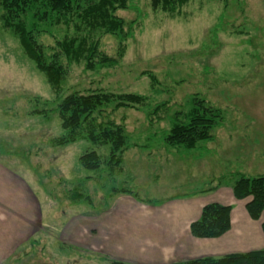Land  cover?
Returning <instances> with one entry per match:
<instances>
[{
  "label": "rangeland",
  "instance_id": "obj_1",
  "mask_svg": "<svg viewBox=\"0 0 264 264\" xmlns=\"http://www.w3.org/2000/svg\"><path fill=\"white\" fill-rule=\"evenodd\" d=\"M127 1V8L116 11L125 21L122 54L117 35L91 30L77 16L69 24H55L29 14L28 28L46 55L59 49L58 41L87 36L117 58L116 64L95 70L69 63L60 92L27 55L15 31L4 26L0 7V164L25 178L41 198L45 225L38 234L41 240L19 249L12 264H108L107 256L58 239L72 215L87 216L109 206L116 195L111 194L113 188L161 201L191 192L215 195L221 188L233 193L239 174L264 173V0H189L174 13L154 7L152 0ZM97 88L146 97L140 108H114L112 102L103 112L104 119L124 125L132 145L122 154L123 169L114 179L107 164L93 170L79 160L92 150L108 158L109 145L86 140L52 143L64 133L53 111L58 100L73 91ZM194 96L222 112L212 139L191 150L168 145L165 134L177 112L190 110ZM162 103L166 106L154 111ZM74 189L92 201L73 202ZM249 200H241L246 216L239 214L235 230H253L264 242V215L253 219L246 208ZM232 218L231 211V223Z\"/></svg>",
  "mask_w": 264,
  "mask_h": 264
},
{
  "label": "trees",
  "instance_id": "obj_2",
  "mask_svg": "<svg viewBox=\"0 0 264 264\" xmlns=\"http://www.w3.org/2000/svg\"><path fill=\"white\" fill-rule=\"evenodd\" d=\"M189 0H152L154 7H162L172 13ZM3 10L4 26L11 28L19 36L27 55L36 63L38 69L45 73L48 82L56 92L68 73L71 62L84 63L88 70H95L116 64L117 58L100 49L98 40L87 36H76L58 41V50L46 55L42 46L34 39L28 28L29 14L45 20L49 18L55 24H69L77 16L89 29H100L106 34L117 35L120 39L119 53H124L127 36L124 33L125 21L116 15L119 9L127 8V0H0ZM39 19V20H40ZM66 62H64L63 58ZM146 101V97L138 93H114L103 88L86 91H73L60 98L54 108L61 119L64 133L52 139L53 145H66L80 140L100 145H109L108 158L102 159L95 151H87L79 158L86 169H100L103 164L109 166L112 179L122 171V154L132 145L125 133V127L114 120L104 119L105 107L114 102V108L135 107ZM48 103V102H47ZM166 106L157 105L154 111ZM153 111V112H154ZM34 113L46 115L48 109H35ZM171 129L165 134V142L170 146L183 147L191 150L204 140L212 139V129L222 120L219 108L204 98L194 96L189 111H179ZM88 179V178H87ZM221 182L213 188H217ZM233 193L237 199L250 200L246 208L253 219L264 215V173L257 176L239 174L233 183ZM127 193L139 201L159 203L143 199L129 188H113L111 194ZM71 200L75 203L92 201L82 191L72 190ZM232 206L218 202L207 203L202 208L201 216L191 224V232L197 238H219L231 229ZM264 231V220L262 223ZM108 264H130L111 259ZM170 264H264V250L228 253L220 256H205L188 261Z\"/></svg>",
  "mask_w": 264,
  "mask_h": 264
},
{
  "label": "crops",
  "instance_id": "obj_3",
  "mask_svg": "<svg viewBox=\"0 0 264 264\" xmlns=\"http://www.w3.org/2000/svg\"><path fill=\"white\" fill-rule=\"evenodd\" d=\"M229 189L213 191L215 195L203 191L183 193L159 203L117 193L100 211L82 217L72 215L62 232L58 230V240L130 264H170L261 250L263 239L258 241L253 230L251 234L235 230L239 214L246 215L242 201L235 199ZM40 199L25 178L0 164V264H12L19 249L41 240L38 234L45 225L39 211ZM211 202L232 206V228L220 238H197L191 224L200 218L203 206Z\"/></svg>",
  "mask_w": 264,
  "mask_h": 264
}]
</instances>
